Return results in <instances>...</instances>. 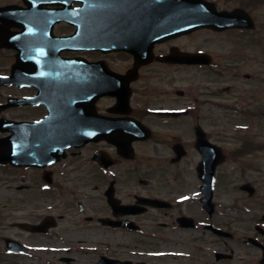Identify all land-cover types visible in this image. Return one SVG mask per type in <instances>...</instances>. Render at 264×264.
Returning a JSON list of instances; mask_svg holds the SVG:
<instances>
[{
    "label": "flooded vegetation",
    "instance_id": "af4514ba",
    "mask_svg": "<svg viewBox=\"0 0 264 264\" xmlns=\"http://www.w3.org/2000/svg\"><path fill=\"white\" fill-rule=\"evenodd\" d=\"M206 1L220 28L156 31L168 14L130 9L128 49L103 50L79 0L73 22L62 2L0 0L33 9L0 15V118L50 116L23 147L0 130V264H264V0ZM249 154L226 201L223 165Z\"/></svg>",
    "mask_w": 264,
    "mask_h": 264
},
{
    "label": "water",
    "instance_id": "95a60500",
    "mask_svg": "<svg viewBox=\"0 0 264 264\" xmlns=\"http://www.w3.org/2000/svg\"><path fill=\"white\" fill-rule=\"evenodd\" d=\"M52 0H43V2L48 3ZM65 2V0H62ZM70 1V0H69ZM84 2V6H93L95 7V11L92 10L96 14V31H97V38H94V43L98 47L110 46L113 45L114 48L121 49L123 47V41H117L109 38L111 33L109 30L113 28L108 26V20L110 18H121L120 16L122 9L124 8L123 4L129 1H140V0H82ZM192 1V0H191ZM194 1V0H193ZM197 4H203L202 0H195ZM192 2V5L196 2ZM173 5H177L173 0L169 2V7ZM158 7V6H157ZM162 7V6H159ZM158 7V8H159ZM204 8L203 6H197L194 8L189 9H173L168 10V14H171V19H167V23L173 26L174 29L177 30H184L188 28H195L199 26H213V27H220L224 22L222 21L224 17L220 16L219 14L214 15H204ZM118 15V16H117ZM122 15V14H121ZM71 12L65 10L63 13L59 14L60 19H71ZM167 24L168 26H170ZM112 46V47H113ZM16 124V123H15ZM20 124V123H19ZM2 125V121L1 124ZM18 125V123L16 124ZM16 130H19L17 127ZM4 140H0V146H3ZM4 160V159H3ZM41 226H33L34 229H39Z\"/></svg>",
    "mask_w": 264,
    "mask_h": 264
},
{
    "label": "rangeland",
    "instance_id": "374dc122",
    "mask_svg": "<svg viewBox=\"0 0 264 264\" xmlns=\"http://www.w3.org/2000/svg\"><path fill=\"white\" fill-rule=\"evenodd\" d=\"M261 6H262L261 8L264 7L263 5H261ZM261 63H263V60H261ZM261 160H262L261 165L264 166V159H261ZM234 162H235L234 160L232 162L229 161L223 165L224 170H226L228 172L227 173L228 175L224 174V181H223V183L225 184V188H224L225 194H226L225 200L230 201V202H232V199L235 196L238 197V196L242 195L240 186L243 183L240 182L239 176L244 175V172H245L244 170H246V172H248L249 174L253 173L252 169L256 163L253 161V157H251L250 154L248 156L244 155V157L242 159H239V160L237 159L236 160L237 163H234ZM237 169H239V170H237ZM8 203H9L8 197L0 196V204H2V205L7 204L8 205ZM250 206L252 207V205H250ZM0 207H1L0 208V215H2L3 219L6 222L10 221V214H9L10 213V206H7V207L0 206ZM243 208H245V207H243ZM241 210H240V212H241ZM238 214H240V213H238V212L234 213V212H231V210L228 211V213H227V215H229V216H235Z\"/></svg>",
    "mask_w": 264,
    "mask_h": 264
}]
</instances>
